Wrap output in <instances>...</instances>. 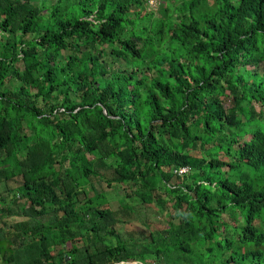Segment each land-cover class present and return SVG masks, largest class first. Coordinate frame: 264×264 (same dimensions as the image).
<instances>
[{
	"label": "trees",
	"instance_id": "1",
	"mask_svg": "<svg viewBox=\"0 0 264 264\" xmlns=\"http://www.w3.org/2000/svg\"><path fill=\"white\" fill-rule=\"evenodd\" d=\"M149 2L0 0V264H264V0Z\"/></svg>",
	"mask_w": 264,
	"mask_h": 264
},
{
	"label": "rangeland",
	"instance_id": "2",
	"mask_svg": "<svg viewBox=\"0 0 264 264\" xmlns=\"http://www.w3.org/2000/svg\"><path fill=\"white\" fill-rule=\"evenodd\" d=\"M153 1L154 2L152 3V5H154V3H155V0H153ZM19 181L20 180L18 178L14 179L13 181H10L7 184L8 189H11V190L15 189L18 186ZM103 189H104V192H105V196H106V198L108 199V202H109V204H108L109 209H112V210L118 209L121 195H119L116 191H114V189H112L110 187H107L106 184H103ZM7 199L8 198H6V200ZM8 204L10 205V203H8ZM135 204H136V202H135ZM11 207L16 208V207H14L12 205H11ZM138 210H141L140 212H142L146 217L150 218V220H156V221L160 220L158 217H157L158 219L155 218V211L150 209V208L148 209L147 207L142 206V208H138ZM157 214L160 216L158 211H157ZM17 220H20V218H17L16 221ZM13 221H14L13 215L8 216L7 218H0V226H2L3 230H8V227H7L6 224L12 225ZM226 221L229 224L233 223V220L230 219L229 217H226ZM255 224H258V222H255ZM129 228L130 227L128 225H125L124 227H121L120 229L126 230V229H129Z\"/></svg>",
	"mask_w": 264,
	"mask_h": 264
},
{
	"label": "clouds",
	"instance_id": "3",
	"mask_svg": "<svg viewBox=\"0 0 264 264\" xmlns=\"http://www.w3.org/2000/svg\"><path fill=\"white\" fill-rule=\"evenodd\" d=\"M154 1L153 0H150V2H149V4L150 5H152V3H153ZM177 172V174H183V173H187L188 172V168H182V169H180V170H177L176 171ZM255 223V222H254ZM118 264H142V263H139V262H120V263H118Z\"/></svg>",
	"mask_w": 264,
	"mask_h": 264
}]
</instances>
